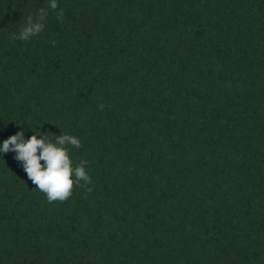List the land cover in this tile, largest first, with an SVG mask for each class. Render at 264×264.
Segmentation results:
<instances>
[{"label":"trees","instance_id":"trees-1","mask_svg":"<svg viewBox=\"0 0 264 264\" xmlns=\"http://www.w3.org/2000/svg\"><path fill=\"white\" fill-rule=\"evenodd\" d=\"M57 5L0 0V147L75 136L92 182L0 153V264H264V0Z\"/></svg>","mask_w":264,"mask_h":264},{"label":"clouds","instance_id":"clouds-1","mask_svg":"<svg viewBox=\"0 0 264 264\" xmlns=\"http://www.w3.org/2000/svg\"><path fill=\"white\" fill-rule=\"evenodd\" d=\"M49 6L56 10L57 0H49ZM46 16L47 12L41 8L35 21L29 17L18 38L28 40L42 32ZM62 17L61 11L58 18ZM68 146L79 148L81 142L75 136L63 132L61 135H55L53 140L50 132L38 130H34V134L25 139V133L21 130L3 141L0 153H16L14 158L21 163L28 180L35 188L46 194L48 202H63L71 197L74 187L82 181L85 184L92 182L84 167L86 161H81L79 165L73 167Z\"/></svg>","mask_w":264,"mask_h":264}]
</instances>
